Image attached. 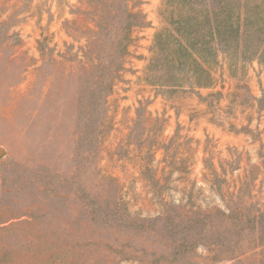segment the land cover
I'll list each match as a JSON object with an SVG mask.
<instances>
[{
    "label": "rangeland",
    "instance_id": "obj_1",
    "mask_svg": "<svg viewBox=\"0 0 264 264\" xmlns=\"http://www.w3.org/2000/svg\"><path fill=\"white\" fill-rule=\"evenodd\" d=\"M259 39L264 0H0V264H264Z\"/></svg>",
    "mask_w": 264,
    "mask_h": 264
},
{
    "label": "trees",
    "instance_id": "obj_2",
    "mask_svg": "<svg viewBox=\"0 0 264 264\" xmlns=\"http://www.w3.org/2000/svg\"><path fill=\"white\" fill-rule=\"evenodd\" d=\"M224 8H226L225 6H224ZM263 11V10H262ZM221 12H222V10H221ZM131 17H133V14H131V13H128V14H126V17H125V19L127 20V21H131L130 20V18ZM246 19V18H245ZM231 26H227L226 28H225V30L226 29H228V28H230ZM128 28H129V26H128ZM218 28H220V29H222L221 27H215L214 29L215 30H217L218 31ZM235 28V27H234ZM237 32L239 33L240 32V25H237ZM259 40H261V43H263V48H262V50H261V53H260V55H259V61H261V63H263L264 64V56L262 57V54L264 53V39H259ZM263 40V41H262ZM127 41V38L125 37L124 38V42H126ZM257 54H259V52H257Z\"/></svg>",
    "mask_w": 264,
    "mask_h": 264
}]
</instances>
